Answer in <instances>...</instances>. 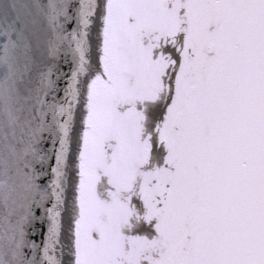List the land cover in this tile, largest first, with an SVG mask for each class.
Wrapping results in <instances>:
<instances>
[{
    "label": "snow or ice",
    "instance_id": "snow-or-ice-1",
    "mask_svg": "<svg viewBox=\"0 0 264 264\" xmlns=\"http://www.w3.org/2000/svg\"><path fill=\"white\" fill-rule=\"evenodd\" d=\"M0 264H264V0H0Z\"/></svg>",
    "mask_w": 264,
    "mask_h": 264
}]
</instances>
